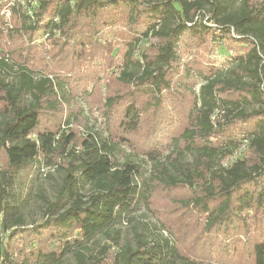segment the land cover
Returning a JSON list of instances; mask_svg holds the SVG:
<instances>
[{
  "label": "trees",
  "instance_id": "trees-1",
  "mask_svg": "<svg viewBox=\"0 0 264 264\" xmlns=\"http://www.w3.org/2000/svg\"><path fill=\"white\" fill-rule=\"evenodd\" d=\"M9 11V25L0 18V36L31 41L47 33L48 42H60L73 54L78 47V55L90 51L101 32L140 27L130 34L118 75L120 82L137 88L169 86L165 77L177 60L176 44L186 33L196 34L197 26L215 43L242 46L227 67L202 75L187 126L173 138L165 161L154 150L145 154L152 180L168 188L186 186L192 194L196 188L204 192L188 202L213 216L209 225L236 212L264 209V189L255 191L264 177V0H39L34 8L14 2ZM151 41L158 42L152 58L139 51ZM12 55L0 50V151L5 157V165L0 162V264H214L181 254L162 234V225L137 220L153 187L143 180L140 164L117 161L115 143L88 135L71 144L73 134L60 142L54 132L38 128L40 100L54 94L52 81L37 78L38 72ZM124 116L126 129L135 132L136 106H127ZM238 124L243 127L237 137L228 131ZM122 140L129 146L128 139ZM246 152L250 159H244ZM41 156L47 164L60 158L61 178L54 200L44 201L42 222L29 226L24 218L27 170ZM218 200L217 210L207 206ZM126 225L131 233L122 238L120 228ZM45 231L50 247H39L31 235ZM252 256L253 264H264V237L253 244Z\"/></svg>",
  "mask_w": 264,
  "mask_h": 264
},
{
  "label": "rangeland",
  "instance_id": "rangeland-1",
  "mask_svg": "<svg viewBox=\"0 0 264 264\" xmlns=\"http://www.w3.org/2000/svg\"><path fill=\"white\" fill-rule=\"evenodd\" d=\"M10 1L0 0V18L5 26L11 21L10 14L5 15ZM119 27L101 32L99 42L92 43L90 51L88 48L87 52L81 50L79 53L82 55H78V47L73 54L60 42H48L49 38L46 39L42 32L31 41L27 37L20 39L1 35L0 50L3 55L14 54L10 56L12 59L25 61L38 72L37 78L52 81L54 94L42 96L40 100L38 128L54 132L55 139L60 142H63V135L73 134L75 137L71 144H79L88 135L107 139L116 144L114 155L119 163L130 160L140 164L143 180L151 183L153 189L147 207H142L135 215L137 220L150 227L163 226L162 234L171 237L185 256L214 264H253L252 246L264 237V209L247 214L236 212L229 216L225 213L224 219L209 225L213 216L201 206L188 202L193 194L204 197V192L195 187L197 191L192 194L186 186L168 188L152 180L153 166L145 154L154 150L165 161L172 151L173 138H178L187 126L194 105L193 93H198L202 75L227 67L229 58L236 57L244 49L231 46L227 41L215 43L212 36L200 35L197 26L196 34L186 33L176 44L177 60L169 66L165 77L169 86L161 84L156 89L146 84L137 88L120 82L118 75L123 68L127 45L131 42L130 34L140 27L136 26L133 32L127 26ZM208 27L212 28V25L208 24ZM214 34L219 37L217 32ZM156 45L158 42H148L139 51L147 52L152 58ZM108 99L113 101L111 105L107 104ZM132 104L138 109L140 120L137 130L130 133L126 129L128 125L124 122V115L125 108ZM245 126L250 128V125ZM242 127L238 124L228 132L238 137L241 133L236 132ZM122 139H128L129 142L125 143L129 146L123 145ZM238 156L236 153L233 159ZM251 157L250 152L244 155V159ZM59 161V157H53L47 164L49 161L41 156L27 170L24 218L29 226L42 222L45 199L54 200V189L61 178L57 172ZM0 162L5 165L1 151ZM39 172L47 176L41 177ZM263 189L264 177L255 191ZM219 204L220 200L208 202L207 206L217 210ZM120 232L122 238L128 237L131 226L121 227ZM30 239H35L39 247H50L46 231L38 237L31 235ZM18 243L16 239L15 244Z\"/></svg>",
  "mask_w": 264,
  "mask_h": 264
},
{
  "label": "built area",
  "instance_id": "built-area-1",
  "mask_svg": "<svg viewBox=\"0 0 264 264\" xmlns=\"http://www.w3.org/2000/svg\"><path fill=\"white\" fill-rule=\"evenodd\" d=\"M19 1V3L21 4V5H23L24 7H29V8H34V7H36V5H38V3H39V0H17V2ZM14 2H15V0H11L8 4H9V7L11 6V5H13L14 4ZM28 12H29V14L31 13V11H29L28 10ZM9 14H10V11H9V9H7V11H6V13H5V15H7V16H9ZM44 35V37L47 39L48 37H49V34H47V33H44L43 34Z\"/></svg>",
  "mask_w": 264,
  "mask_h": 264
}]
</instances>
